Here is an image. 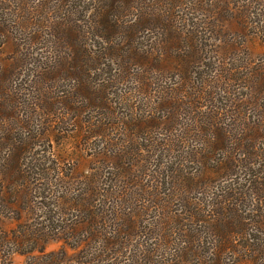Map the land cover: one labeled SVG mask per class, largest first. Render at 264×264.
<instances>
[{
    "label": "rangeland",
    "instance_id": "374dc122",
    "mask_svg": "<svg viewBox=\"0 0 264 264\" xmlns=\"http://www.w3.org/2000/svg\"><path fill=\"white\" fill-rule=\"evenodd\" d=\"M57 1L0 0V264H264V0H161L192 31L188 72L155 64L161 15L138 51L99 40L79 79L51 66L87 6Z\"/></svg>",
    "mask_w": 264,
    "mask_h": 264
},
{
    "label": "trees",
    "instance_id": "16d2710c",
    "mask_svg": "<svg viewBox=\"0 0 264 264\" xmlns=\"http://www.w3.org/2000/svg\"><path fill=\"white\" fill-rule=\"evenodd\" d=\"M78 1H82L87 6L86 9L82 12L81 18L78 17L77 19H74L72 22L65 21V19L61 20L59 19V27H56V35L57 36H65V37H71L72 40L78 41L79 44L73 47V49L70 51V53L67 55L68 59L65 60V62H59V60H56V63L54 62V65L51 66L52 72H58L61 69L63 64L67 65L66 72L68 75H75V78L80 77V74L91 76L90 71L97 68L98 58L99 56H102L101 48L98 46L100 45L99 40H103L104 42L108 43L107 45H113L117 44L120 49H123L124 52L132 53L134 51L139 50L138 45V35L135 32L136 30L143 28V26H147L149 20H151L154 17H160L161 15H164V21L166 22L168 19L171 23L166 24V31L163 33L162 42L165 44L159 54L157 55L154 61L155 64H161V66H165L164 64L170 63V66L172 68H176L177 65L178 68L175 69L176 71L181 72H188L190 69V65L193 62L194 56L191 51V48L188 45V42L191 37H189L192 34V31L190 30L189 23L182 24L183 28L179 27V22L176 21V18L173 17H167V15L163 14L165 9V4L162 5V2H159L161 0H142V5L136 6L138 0H58V4H56L57 7H62L66 10V13L69 15L73 14V10L75 8L79 7ZM165 3V1H164ZM156 7V6H159ZM157 8L156 13H152V8ZM150 9V10H149ZM87 10H93V14L87 15ZM134 10V11H133ZM129 11V12H128ZM148 11V13H146ZM128 12V13H127ZM86 16H85V15ZM167 14V13H166ZM79 16V15H78ZM97 17L98 19H95L94 17ZM51 20H54L56 17H53L51 15L48 16ZM62 17V16H61ZM152 17V18H151ZM91 18V19H90ZM172 18V19H171ZM57 20V18L55 19ZM54 20V21H55ZM47 24L46 26L49 27L48 21L46 20ZM178 24V25H177ZM96 28L98 30H96ZM180 28V29H179ZM187 28V29H184ZM186 30V31H185ZM161 34V33H160ZM64 38V37H63ZM127 44V45H126ZM186 45V47H185ZM118 47V48H119ZM122 52V50H121ZM162 55V56H161ZM109 67V66H108ZM87 78H82V81L84 84L81 83L77 88L78 92L86 94H94L95 91L99 88L98 86H95L93 83H87L85 81ZM102 87V85H100ZM85 90V91H82ZM99 94L101 95L100 91ZM105 94V92H104ZM106 94L101 98V96L94 99L98 102V106L104 103V98L106 99ZM101 98V100H100ZM100 100V101H99ZM75 103V102H74ZM95 103V104H96ZM70 105L71 109H75V106L71 103H68ZM94 105V104H93ZM240 111V110H239ZM201 117V115H199ZM222 127L215 126L214 124L211 125V129L209 128V139L207 140L209 146L213 149H215L218 145L214 142L217 138V135H222L223 132ZM254 130H256V127H252ZM202 130H208V126H205V128H201ZM221 132V133H220ZM247 135V134H246ZM218 141V140H216ZM219 142V141H218ZM210 148V149H211ZM209 153V152H208ZM206 161V160H205ZM217 169L220 167L219 161L217 160ZM214 162V161H213ZM225 164L228 166V162L224 160ZM204 163V162H203ZM205 166V164H203ZM221 170V167L219 168ZM213 172H214V166H213ZM231 217V216H229ZM226 219V225L230 224L236 228L238 226L245 224V219ZM227 218V217H226ZM240 232V237L243 236V233L240 229H238ZM17 230H13L12 235L14 236L15 241L22 246L23 244V236H26L29 234V231H25L22 234L15 233ZM6 231H3L0 229V247L3 248L2 243H4V240L6 237L4 236ZM247 240V239H246ZM224 243V242H223ZM228 245L224 246L223 248L227 247ZM30 251V250H29ZM28 251V252H29ZM249 253V252H248ZM250 254V253H249ZM251 255V254H250Z\"/></svg>",
    "mask_w": 264,
    "mask_h": 264
}]
</instances>
